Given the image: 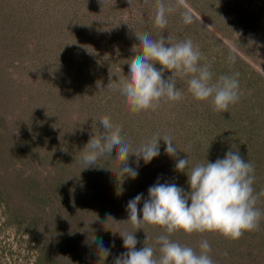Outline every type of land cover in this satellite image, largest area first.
I'll use <instances>...</instances> for the list:
<instances>
[{
    "label": "rangeland",
    "instance_id": "374dc122",
    "mask_svg": "<svg viewBox=\"0 0 264 264\" xmlns=\"http://www.w3.org/2000/svg\"><path fill=\"white\" fill-rule=\"evenodd\" d=\"M155 3L0 0V264L114 263L115 252L127 251L120 234L135 231L129 200L143 193L142 209L158 181L189 187L188 170L230 150L255 166L253 187L264 190V0H187L194 22L185 25L177 11L164 30L154 27ZM140 32L191 39L201 63H211L213 82L238 73L239 102L218 113L210 101L193 99L184 78L177 80L182 100L131 113L111 84L129 74L125 61L138 53ZM102 116L122 127L133 148L155 134L170 136L177 156L160 139L151 162L127 158L135 178L120 175L115 152L113 160L101 159L103 167L84 168L82 150L104 131ZM178 158L189 159L185 173L175 169ZM257 207L264 211V196ZM161 234L159 226L142 225L134 233L137 250L144 243L158 250ZM92 235L110 250L107 258ZM171 239L197 252L206 239L215 264H264V217L257 231L235 241L216 233Z\"/></svg>",
    "mask_w": 264,
    "mask_h": 264
},
{
    "label": "clouds",
    "instance_id": "9594fccd",
    "mask_svg": "<svg viewBox=\"0 0 264 264\" xmlns=\"http://www.w3.org/2000/svg\"><path fill=\"white\" fill-rule=\"evenodd\" d=\"M177 11H180L185 25L194 22L196 16L187 0H174V3L156 0L154 27L166 29L169 16ZM138 20L143 22L142 17H138ZM136 39L140 45L139 51L125 61L129 74L121 75L118 83L111 84L124 97L131 113L139 115L156 111L163 104L182 100L183 93L177 88V80L184 78L193 99L210 101L213 110L218 113L228 112L230 106L239 102L238 73L220 75L213 82L211 63H201L203 54L191 39L172 42L162 32L159 38H153L149 32H140L136 34ZM230 61L234 62V57L230 56ZM156 65H160V68ZM165 72L170 75L165 77ZM97 87H100V82H97ZM98 121L104 131L95 132L82 150L84 168L103 167L101 159L105 156L112 159L115 152L116 158L112 160L121 162L120 175L135 178L138 172L127 166V158L134 154L138 158L137 164L139 159L145 163L151 162L160 154V139L165 142L166 153L177 156L178 150L170 136L155 134L133 148L122 135V127L113 124L110 117L102 116ZM188 165V158H178L175 169L185 173ZM186 175L190 188L188 192L175 183L158 181L149 187L142 209L138 208V204L143 199V193L128 201V221L135 231L120 234L127 251L117 257L114 264H215L210 255L211 245L206 239L200 242V251L197 252L191 246L172 240L171 236L178 232L186 235L216 233L235 241L246 232L259 229L264 211L257 204L259 198L264 196V190L256 192L253 187L255 166L245 161L237 151L230 150L224 158H218L215 162L198 163ZM142 225L163 229V234L156 240L158 250L146 243L137 250L138 241L134 233L142 229ZM89 239L97 245L100 256L107 258L110 250L104 247L103 241L94 235Z\"/></svg>",
    "mask_w": 264,
    "mask_h": 264
},
{
    "label": "trees",
    "instance_id": "16d2710c",
    "mask_svg": "<svg viewBox=\"0 0 264 264\" xmlns=\"http://www.w3.org/2000/svg\"><path fill=\"white\" fill-rule=\"evenodd\" d=\"M185 185H186V183L182 182V183H179V185H177V186L183 188L185 192H188L190 190V188L188 186H185ZM121 254H122V252H115V256H114L115 259L117 257H119ZM110 264H114V263H110Z\"/></svg>",
    "mask_w": 264,
    "mask_h": 264
}]
</instances>
